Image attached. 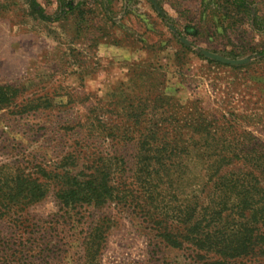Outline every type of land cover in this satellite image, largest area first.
I'll list each match as a JSON object with an SVG mask.
<instances>
[{"label": "rangeland", "instance_id": "obj_1", "mask_svg": "<svg viewBox=\"0 0 264 264\" xmlns=\"http://www.w3.org/2000/svg\"><path fill=\"white\" fill-rule=\"evenodd\" d=\"M244 1L246 10L232 0H0V86L19 90L0 109V177L49 190L0 214V264H85L97 227V264H198L188 245L163 244L155 222L205 200V165L183 158L179 191L148 205L136 180L145 125L133 118L170 126L176 112L200 109L250 133L264 154V0ZM97 165L121 201L62 208L60 177Z\"/></svg>", "mask_w": 264, "mask_h": 264}, {"label": "trees", "instance_id": "obj_2", "mask_svg": "<svg viewBox=\"0 0 264 264\" xmlns=\"http://www.w3.org/2000/svg\"><path fill=\"white\" fill-rule=\"evenodd\" d=\"M232 6L245 9L244 0H232ZM19 94L11 86H0V109ZM139 129L137 183L146 189L148 205L177 188L176 176L184 166L183 158L196 155L205 165V200L199 197L182 203L175 210L166 208L156 225L163 244L175 250L188 245L198 264H235L241 260L264 258V154L253 144L251 134L221 125L200 109L176 112L170 126L162 122H141ZM183 124V125H182ZM246 142L240 143V137ZM62 187L56 199L64 209L102 208L121 201V194L106 165L92 172L60 177ZM48 189L22 175L0 177V214L13 207L30 206L43 201ZM175 216L170 219L169 215ZM170 220L175 222L171 223ZM103 233L92 230L84 243L85 264H97L102 250Z\"/></svg>", "mask_w": 264, "mask_h": 264}]
</instances>
